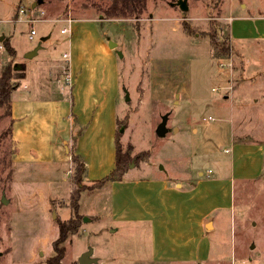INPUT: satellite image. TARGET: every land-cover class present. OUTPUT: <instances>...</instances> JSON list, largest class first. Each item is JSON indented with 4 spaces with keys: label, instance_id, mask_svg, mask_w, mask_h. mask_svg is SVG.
Segmentation results:
<instances>
[{
    "label": "rangeland",
    "instance_id": "374dc122",
    "mask_svg": "<svg viewBox=\"0 0 264 264\" xmlns=\"http://www.w3.org/2000/svg\"><path fill=\"white\" fill-rule=\"evenodd\" d=\"M112 1L0 0V74L11 61L15 84L25 71L30 85L39 79L43 87L31 86L32 97L54 95L46 81L48 56L68 59L63 53L70 33H61L69 24L65 19L97 20L74 24V36L83 27L92 51L98 49L97 34L109 48L117 43L111 56L97 61L119 72L116 132L123 130L119 143L131 152L130 172L116 187L90 189L75 179L72 160L18 167L11 117L1 107L0 264H48L59 222L75 217L71 193L79 187L84 189L78 201L80 225L64 242L60 264H79L91 247L98 258L92 264H264V188L258 184L243 183L235 190L233 207L210 215L215 230L208 234L195 231L188 220L189 213L224 200L216 188L215 196H200V173L213 177L221 162L241 168L250 155L240 154L239 142L264 143V0H182L187 10L181 0H147L139 18L108 17L104 9ZM32 29L36 33L30 38ZM3 41L16 49L14 57ZM220 46L230 53L217 57ZM72 114L77 143L87 123L76 111ZM164 115L167 132L160 136L157 127ZM210 116L214 120L204 119ZM114 167L94 173L86 168L85 181L102 180ZM142 180L182 183L181 194L154 184L156 231L150 221L116 216V207L136 205L135 193H147L134 183ZM207 227L212 229L211 223ZM189 234L193 240L187 242ZM179 247L180 259L159 256Z\"/></svg>",
    "mask_w": 264,
    "mask_h": 264
},
{
    "label": "crops",
    "instance_id": "0c3cea01",
    "mask_svg": "<svg viewBox=\"0 0 264 264\" xmlns=\"http://www.w3.org/2000/svg\"><path fill=\"white\" fill-rule=\"evenodd\" d=\"M91 21L97 20L92 17L64 20L69 23L61 28V30L67 29L66 32L61 33H70L68 49L63 53V56L66 54L64 57L68 59H60L55 54L48 56L52 66L48 67L49 74L46 81H51V83L47 82V86H52V89L55 90L54 95L32 97L28 92L31 90V86L42 88L43 84L37 79L34 80L33 85H30L27 81V71H25V78L12 91V138L15 144L13 159L18 167H26L29 163L38 162L47 165V167H50L48 164L51 163H71V152L73 151L85 157L86 168L89 172H105L115 165L117 126L115 101L119 91L117 80L120 75L117 69L99 64L103 57L113 54L112 47L109 48L106 42H103L99 37V34H97L98 49L94 51L84 38L83 27L79 28L74 36L75 23ZM231 37L233 38L232 34ZM95 55L97 58L94 57ZM98 58L100 61H97ZM53 66L54 72L51 68ZM51 72L53 74H50ZM61 77L64 80H61ZM72 110L77 112L82 122L87 123L86 131L77 143L73 140ZM239 143L241 145L238 146L242 148L240 154L250 155V160H247L244 166L237 169L234 163L228 166L225 162H221L218 165L219 171L213 177L208 175V178H204V173H200L202 178L197 181L198 188L202 191L200 196L207 197L208 194L215 196L216 188L224 199L223 202H217L207 210L188 214V220L194 225L195 231L203 235L215 230L214 220L210 219V215L215 210H228L233 207L235 190L243 189V183H248V186L256 183L264 188V143L256 140L240 141ZM226 150L228 151V149ZM251 154L254 155L253 158ZM129 172L130 169L124 177ZM209 173H213V171L209 169ZM100 180L87 179L85 183L90 184ZM239 181H241L240 185ZM122 182H108L105 186L116 187L122 185ZM134 183L137 188L142 187L147 193L144 195L135 193L136 205L127 203L123 207H116V216L119 219L150 221L156 231L155 224L159 217L151 200V193L156 188L154 184L161 186L164 191L181 194L183 191L179 188L182 183L174 182L177 187L164 181L142 180ZM208 223L212 225L210 230L207 227ZM192 236L189 234L186 241H192ZM179 251L180 247L170 254L163 251L159 256L180 259L182 257H179V253H177ZM208 257L209 255L206 258L208 259ZM184 258L195 260L196 257L187 255Z\"/></svg>",
    "mask_w": 264,
    "mask_h": 264
},
{
    "label": "trees",
    "instance_id": "16d2710c",
    "mask_svg": "<svg viewBox=\"0 0 264 264\" xmlns=\"http://www.w3.org/2000/svg\"><path fill=\"white\" fill-rule=\"evenodd\" d=\"M147 0H113L111 5L104 9L105 14L108 17H137L139 18L143 11L146 8ZM5 47L7 48L10 57H14L16 55V49L11 45L8 41H3ZM218 48L217 44L215 48ZM230 53L229 48H224L220 46V48L216 52L217 57H221V55H227ZM14 70L11 61L6 63L2 68L0 74V108L6 106L7 113L11 117V94L15 89L16 85L14 83ZM12 125L13 118H11V133H12ZM122 129L116 132V155H115V167L113 170L102 180L93 182L89 184L90 189H96L103 187L108 182L121 181L124 178L125 173L129 170L128 166L131 160V152L129 150H123L121 144L119 143L118 136L121 135ZM73 140L76 141L75 135L73 136ZM72 162L75 164L74 176L75 179L80 181H84L85 183V173H86V163L84 159L76 154V152H71ZM84 189L77 188L71 193V205L74 208L75 217L70 218L65 221L62 220L59 222V236L55 240L53 244L54 255L51 256L48 260V264H60L64 253H65V245L64 242L67 240L69 234L78 230L80 225L81 216L78 214L79 209V197L80 192ZM1 242V237H0ZM1 255V253H0Z\"/></svg>",
    "mask_w": 264,
    "mask_h": 264
},
{
    "label": "water",
    "instance_id": "95a60500",
    "mask_svg": "<svg viewBox=\"0 0 264 264\" xmlns=\"http://www.w3.org/2000/svg\"><path fill=\"white\" fill-rule=\"evenodd\" d=\"M180 7L183 9V10H187L188 9V6L186 4L185 1H180ZM110 45L112 48H114L115 46H117V43H114V42H110ZM40 46H38L35 50L29 52L27 54V57L28 58H31L33 56H35L39 50ZM118 53L122 56V52L121 51H118ZM128 98V96H127ZM167 121H168V115H164L162 117V121L160 122V124L158 125L157 127V133L158 135L160 136H164L165 133L167 132ZM84 220H87V216H84ZM94 255V250L93 248H89L88 250H86L85 252H83L81 254V256L79 257V264H92V263H95L98 261V258L96 256H93Z\"/></svg>",
    "mask_w": 264,
    "mask_h": 264
},
{
    "label": "built area",
    "instance_id": "2783aa9c",
    "mask_svg": "<svg viewBox=\"0 0 264 264\" xmlns=\"http://www.w3.org/2000/svg\"><path fill=\"white\" fill-rule=\"evenodd\" d=\"M21 13H25V10L24 9H21ZM70 20V19H69ZM67 31V29L66 28H63L62 30H61V32H66ZM36 33V31L34 30V29H32L31 30V34H30V38H32L33 37V35ZM64 56H66V54H64ZM68 80H69V78H67ZM204 119H206V120H208V119H210V120H214V118L213 117H209V118H205L204 117Z\"/></svg>",
    "mask_w": 264,
    "mask_h": 264
}]
</instances>
